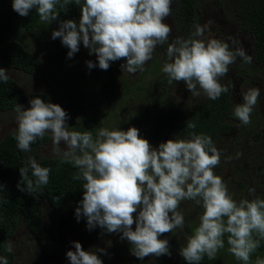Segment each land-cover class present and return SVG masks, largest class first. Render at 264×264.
I'll use <instances>...</instances> for the list:
<instances>
[{
    "label": "clouds",
    "instance_id": "1",
    "mask_svg": "<svg viewBox=\"0 0 264 264\" xmlns=\"http://www.w3.org/2000/svg\"><path fill=\"white\" fill-rule=\"evenodd\" d=\"M73 3L80 5L79 21H60L51 39H60L68 49V58L83 45L96 57L86 61L89 70L98 67L106 71L112 62L125 58L121 64L124 72L142 71L157 46L169 40L172 29L164 21L171 14L172 0H11L18 15L27 17L35 10L47 25L58 20V6ZM166 55L168 62L161 71L168 82L183 81L191 96L202 91L211 100L228 91L220 80L237 58L251 63L242 47L233 49L223 40L205 38V28L199 24L189 38L178 37L168 43ZM7 73L0 67V83L8 82ZM260 94L259 88H249L242 95L243 103L234 107L233 115L242 124L251 122ZM29 104L27 109L19 104L14 109L16 146L21 152H31L37 139L50 134L55 154L77 170L74 180L84 182L75 217L77 222L84 217L89 231L99 227L107 233H119L139 260L149 255L170 256L169 240L160 237L184 227L185 216L179 206L183 201H194L203 212L198 226L179 249L186 264H200L205 255L215 259L225 246L226 235L236 260L251 264V255L264 239V198L236 199L229 191L214 172L221 152L211 136L192 131L186 138L176 136L154 147L134 126L127 130L100 127L95 134L77 131L68 125L69 116L59 104L41 96L30 99ZM186 126L196 128L194 122ZM25 164L20 174L29 194L49 183V167L32 155ZM29 172L34 179L28 178ZM71 245L74 250L66 252L69 264H104L100 255L107 254L104 248L86 251L78 241ZM0 264H9L8 258L0 255ZM255 264H264V258L257 257Z\"/></svg>",
    "mask_w": 264,
    "mask_h": 264
},
{
    "label": "rangeland",
    "instance_id": "2",
    "mask_svg": "<svg viewBox=\"0 0 264 264\" xmlns=\"http://www.w3.org/2000/svg\"><path fill=\"white\" fill-rule=\"evenodd\" d=\"M201 1L204 2V10L208 9V1H216V4L213 5L216 10H218L219 4L227 5L226 1L218 3L219 0H197L199 3ZM173 3L174 0H172ZM202 9L201 7L200 10ZM210 15L204 13L202 18L208 20ZM170 17L171 14L164 22L172 26ZM206 25L213 26L210 23ZM58 27L59 22L53 21L45 29L27 32L22 36L23 43L28 45L37 60L38 67L35 72L27 73L12 67H5V69L8 70L7 74L17 80L24 89L44 92L49 96L50 102L59 104L65 109L69 116L67 123L70 127H85V121L89 117L99 116L100 127L120 126L121 129L127 130L129 127H136L133 120L134 113L138 111L144 100L156 98L161 101V96L167 100V94L164 95L163 92L156 94L157 91L153 87L156 75L143 77L140 71L134 74L127 73L121 67L117 69L116 96L108 99L101 97L98 93V83L89 74L86 66V61L90 60L94 54L90 56L88 50L81 45L79 52L73 58H68V49L62 45L60 39H51L52 31ZM244 29H247L246 25L242 31L226 30V36L237 42L241 41V46L239 45L238 48L242 47L246 53H250L252 50L250 33L243 32ZM260 67L264 68V64ZM142 78L144 86L139 91ZM137 85H139L138 89ZM127 87L130 88V91L126 90ZM180 98L177 104L187 105L183 102L184 99ZM153 102L151 105L154 109L157 107V101ZM14 109L0 112V139L11 130L17 129ZM256 111L258 117L253 127L256 132H260L259 137L253 136V130L249 127L240 125L234 129L232 134L221 136L215 145L221 152V162L216 166L214 172L226 182L229 191L234 194L236 199L251 200L256 196L264 198V95L262 99H258ZM136 128L139 129L140 135L154 147L170 140V138L165 141L151 139L148 134V126L142 128L138 125ZM259 129L260 131H258ZM60 147L63 149L64 145L61 144ZM54 149L55 145L49 134V141L40 146L35 154L33 152V156L38 160L41 157H58ZM245 178L248 185L246 188L240 186L238 182ZM251 189L255 191L250 192ZM178 210L185 216L184 227L177 228L172 233H164L160 237L169 240L171 255H165L167 264L180 257L179 249L185 246L187 237L193 233L195 225L199 224V217L203 212V208L195 204L194 201L181 202ZM43 214L44 229L41 237L32 236L26 225L21 224L9 239L10 247L15 254L14 264H69L66 252L72 249V241L80 242L86 251L90 248H104L107 254H100L104 264H156L157 257L153 255H149L143 260L132 255L129 242L126 239L121 240L119 233H107L102 230L100 239L90 243L77 235L74 220L65 212L54 210L45 202ZM191 226H193L192 232L188 230ZM134 227L135 225H133ZM228 249L229 246L220 249L211 264H238Z\"/></svg>",
    "mask_w": 264,
    "mask_h": 264
},
{
    "label": "trees",
    "instance_id": "3",
    "mask_svg": "<svg viewBox=\"0 0 264 264\" xmlns=\"http://www.w3.org/2000/svg\"><path fill=\"white\" fill-rule=\"evenodd\" d=\"M233 6L246 16L247 26L252 32L257 55L264 58V0H219L218 3H225ZM179 7L177 14L186 24H190L194 16L195 0H178ZM226 5V6H227ZM58 20H79L80 5L75 3L65 7H59ZM46 23H42L38 14L33 10L29 16L21 17L11 6V0H0V67H12L27 73L37 70L38 63L29 49L28 45L22 41V36L38 29H45ZM95 61V55L90 58ZM125 58L112 62L108 70H101L98 67L88 70L89 74L97 81L99 94L104 98H111L116 89V72L120 64L125 63ZM7 83H0V112L14 109L17 104L23 107H30V99L41 96L45 101L49 96L40 91H29L24 89L13 77ZM146 109L142 110L137 122L142 128L145 119ZM233 116V110L229 108L227 94H222L219 99H207L198 107L189 110L170 109L163 114L156 122L146 124L149 127V134L152 138H158L162 133L175 134L185 138L190 132L197 134L204 133L211 136L214 145L221 138V134L233 130L232 124L224 122L226 118ZM194 122L195 129H188L187 123ZM101 126L99 116L89 117L85 121V127H75L77 131L94 132ZM16 130H11L0 139V255L8 258L9 264H14L15 254L10 247L9 239L16 233L19 225H26L32 236L39 238L43 234L44 214L43 205L48 203L54 210L65 212L75 222L77 235L94 243L100 239L102 229L99 227L89 231L86 227V219L81 217L79 222L75 217V209L78 202L83 198V181L74 180L76 169L72 164L62 161L59 157H41L39 161L42 166L51 169L49 183L42 186L35 192L28 193L26 181L21 177L20 169L26 166L25 162L29 155L49 141V135L43 139H37L31 152H21L16 144ZM259 137V132H255ZM29 179L31 177L29 172ZM246 178L240 179L239 185L246 188ZM24 188L25 191H21ZM194 226V225H193ZM188 230L192 232V227ZM196 227L198 225H195ZM258 238V237H254ZM227 235L225 236V246L227 248ZM229 250V249H228ZM257 257L264 258V239L260 240V247L251 255V264H255ZM156 264H167L165 255L156 258ZM213 259L206 255L200 264H211ZM238 264L242 262L237 261ZM170 264H186L180 256L175 258Z\"/></svg>",
    "mask_w": 264,
    "mask_h": 264
},
{
    "label": "flooded vegetation",
    "instance_id": "4",
    "mask_svg": "<svg viewBox=\"0 0 264 264\" xmlns=\"http://www.w3.org/2000/svg\"><path fill=\"white\" fill-rule=\"evenodd\" d=\"M216 4V1H208V9L204 10V2L201 1V3L197 2L195 0L194 3V16L190 24H186L183 22L178 14L177 10L179 7L178 0H174V3L171 4V17L170 21L172 23V31L169 35V40L167 43L163 45H158L156 50L153 53V58L148 61L145 65L143 70H138L142 73V76L145 75H153L157 76L154 79V85L153 87L156 89V94L158 92H163L164 95L167 94L168 98L167 100L161 96V101L158 99H151L144 100L142 104L140 105L138 111H136L134 114V123L137 125V122L139 120V117L141 116L142 110L146 109L144 112L145 119L142 120V124H144L146 127L152 122H156L163 114V112L170 110V109H182V110H189L194 107H198L206 102L208 97L201 91L199 96H191L190 90L186 88V85L183 81H179L176 83H169L166 75L161 71L163 64L168 62V57L166 55L168 43L173 42L176 38H189L191 34L195 31V25L199 24L205 28V38L207 39H220L225 42H228L230 47L233 49L238 48L239 45L241 46V41H235L233 38H230L226 36V30L236 29L242 31V28L246 25L247 29H244L243 32L250 33V38L252 42V50L250 53H247L251 57V63L244 62L241 58H237L236 62L229 66V72L228 74L221 78L220 83L227 87L228 91L223 94H227V102L229 108L231 110L234 109V107L239 104L243 103V94L248 91L249 88H259L260 89V97L259 99H262V96L264 95V68L260 67L264 64V58L260 59L257 55L256 47H255V41L252 35V32L249 30L247 26V20L246 16L241 13L239 10L235 9L233 6L230 5H218V10L215 9L213 5ZM201 7L203 8L202 10ZM199 8V10H198ZM211 14L207 19H203V14ZM213 13V14H212ZM210 23L213 24V26H207L206 24ZM216 23V24H215ZM248 30V31H247ZM121 67V64L118 66ZM117 67V69H118ZM117 69L116 72V89L115 94L118 89V77H117ZM137 71V72H138ZM143 78L140 83V89L143 88ZM139 85H137L138 89ZM124 88V85H123ZM127 91H130V88H126ZM126 91V93H128ZM98 93H99V87H98ZM113 96H116V95ZM129 95V93H128ZM101 96V94H100ZM102 97V96H101ZM182 97L187 105H181L177 104V101L181 99ZM108 99V98H105ZM154 100L157 101L156 108L153 109ZM257 111L256 106L251 114V122L246 127H249L251 130H253V136H256V131L254 130V124L257 120ZM224 122H229L233 126V130L230 132L222 133L220 136L230 135L234 132V129L240 125H243L236 117L230 116L226 118ZM257 128H259L257 126ZM144 130V129H143ZM260 131V129L258 130ZM258 133V132H257ZM260 133V132H259ZM149 134V132H148ZM150 136V134H149ZM179 137L175 134H161L158 138H155V140L163 139L168 140L175 139V137ZM151 139H154L150 136ZM182 138V137H179ZM186 138V137H185ZM253 169V168H252Z\"/></svg>",
    "mask_w": 264,
    "mask_h": 264
}]
</instances>
